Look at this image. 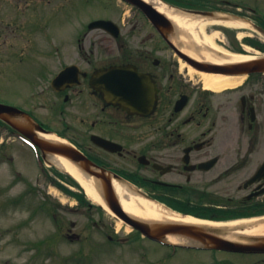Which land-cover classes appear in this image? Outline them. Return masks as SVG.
<instances>
[{
	"label": "flooded vegetation",
	"instance_id": "af4514ba",
	"mask_svg": "<svg viewBox=\"0 0 264 264\" xmlns=\"http://www.w3.org/2000/svg\"><path fill=\"white\" fill-rule=\"evenodd\" d=\"M34 1L38 4L33 6L36 10L48 9L49 0ZM67 1L58 10L72 9V14H76L98 5L109 9L113 0ZM116 1L123 6L116 19L100 17L86 24H74L78 36L72 40H58L56 60L49 62L48 55L17 56L14 73L27 88L25 96L13 102L0 99V104L19 109L43 130L73 141L98 170L111 174L135 195H146L162 206L208 219L263 216L264 74L250 77L242 87L218 92L208 90L201 78L190 75L186 64L182 66L177 54L181 51L179 47L172 48L142 10L125 0ZM172 1V6L181 7L183 3L187 7H182L187 9L227 12L224 17L228 18L240 9L228 0H212L207 8L183 0ZM128 6L135 15L126 16L123 9ZM28 10L31 8L22 11ZM97 20H112L119 28H90ZM42 25L33 23L32 31L41 26L48 37L47 26ZM22 26L27 27V24H20L15 31ZM217 30L227 33L229 49L240 51L237 31L214 26L207 32ZM45 40L48 44V38ZM29 42L27 46H36V40ZM116 69H124L127 73L117 79ZM18 117V114L13 115L14 124L28 122ZM21 133L0 118V168L8 166L15 180L17 173H22L16 168V156L10 148L14 141L25 145ZM42 158L45 159L43 155ZM13 183L0 182V212L4 206V210L10 207L13 212L17 205V194H11ZM2 196L7 198L2 199ZM75 201L76 204L66 208L65 204L46 198L42 207L54 212L53 220L60 237L80 244L84 239L83 231L89 225L82 223L83 207L79 200ZM85 209L95 210L97 214V217L93 214L90 217L91 229L113 227L111 221L101 219L98 206L89 204ZM60 211L73 218L60 217L59 220L57 213ZM17 225V222L12 223L5 230L0 225V264H5L1 251L8 245L16 248ZM132 233L128 237H134L135 242L155 243L138 231L132 230ZM5 235L10 239L3 241ZM107 239L120 241L119 236L110 234ZM51 249L50 254L56 256L54 251L58 249ZM148 249L103 246L90 247V252L86 253L83 251L86 248L74 247V251L46 260L54 258L53 264H97L98 254L115 250L114 257L106 253L112 264H128L129 261L134 264L150 261L148 264H152L153 259L160 260L157 264H168V259L176 257L180 250H197L157 246L150 248L155 251L151 253ZM126 250L127 253L123 252ZM156 250L162 251L158 253L159 260L157 256L149 258L157 255ZM9 263L16 264L12 260Z\"/></svg>",
	"mask_w": 264,
	"mask_h": 264
},
{
	"label": "rangeland",
	"instance_id": "374dc122",
	"mask_svg": "<svg viewBox=\"0 0 264 264\" xmlns=\"http://www.w3.org/2000/svg\"><path fill=\"white\" fill-rule=\"evenodd\" d=\"M49 1V5L47 7L48 9L45 8L44 11H42V9L40 8L36 10V8L33 7L38 6L37 1L35 2L34 0L33 3L32 0H0V99L2 100L6 99L9 102H13L16 98L18 99L19 97L25 96L27 88L19 80L20 78L18 77V75L14 73L16 65L15 61L17 59V56L21 54H30L35 56L48 55L49 62H52L56 60L55 57L58 55L55 51L56 49H58V47H60L58 42L60 38L71 40L77 38L78 31L73 29L74 24H77L79 22H81V24H86L92 18L100 17H110L116 19L119 15V12L121 11V8H123L122 4H120L119 1L113 0L109 3V9L105 10L100 5L92 6L88 7L89 9L87 10H80V12L76 13L78 14L76 16V14H72L74 12L72 9H67L66 11L58 10V8L62 4L68 2L67 0ZM228 1L236 6L242 7V12H245L249 19H254L256 17L258 18L259 22H264V0ZM16 6L18 8H15ZM24 8H31V12L29 10L22 11ZM247 9L254 10L257 13V16H255V14H252ZM89 10L93 12L90 15L89 13L91 11ZM123 12L126 13V16L136 14V12H134L129 6L123 9ZM80 17L81 20L78 19ZM245 19L249 22L255 21L249 20L247 18ZM35 22L43 24V27L47 26L45 29H47L46 33L48 34V37L45 35L43 31L44 28H41V26H39V29H35V31H32L33 23ZM20 24H27V27L22 26L15 31V29L18 28ZM128 27H130V25H127V28ZM228 29L230 28H225V30ZM215 33H217V35L213 40L214 46L219 49L228 51L229 48L227 33H224L220 30L208 33L206 29L207 35H213ZM250 36L257 38L262 43H264V38L260 35L253 33ZM245 37H249V35H246L242 38L236 37L237 43L243 49H245L246 47V44L244 42ZM259 37H261V39ZM46 38H48V44L45 40ZM30 40H36V46H27V44H30ZM255 51L257 52V55H255V53H249L248 51L245 53L253 57L264 56V52H262L261 50ZM182 66H185V63L183 61ZM189 72L191 76H194L197 79L201 78L199 74L192 72L190 69ZM246 78L245 81L248 79ZM250 85L252 86V84ZM48 120L49 122H52L51 119ZM14 142L15 143L11 146L10 150L13 154H15L17 162L16 168L22 174L18 175L17 173L16 183L15 175H13V173L9 170L8 166L2 165V167L0 168V182L2 184L11 183L12 181H14L11 194H17V198L25 199V201H17V205L14 206L15 209L13 210V212H11L10 207L4 210L6 206H4V209H2L3 212H0V225L2 226L3 230L10 228L11 224L15 222L18 223L17 226L19 227L17 231L18 237L16 248L14 250L13 245H8L5 250H2V262H4L5 264H10L9 260H12V263L15 262L16 264H53L55 257L60 256L63 253L74 251V247L86 248V250L83 251L89 253L90 247L118 246L119 244L108 242V234L112 235L113 237L114 235H117L120 239L126 238L130 234H133L131 227H128L124 225L122 221L115 219L114 216L109 214L103 208H101V211L97 210L101 214V219L105 218L111 221L113 227H110L106 230L91 229L90 217L92 214L94 216L96 215L97 217L96 211H90L89 209H85V207H83L81 221L83 224L89 225V227L85 229V231H83V241L80 244H72L66 239H60L53 217L47 212L42 213V208L40 205L43 204V201L46 198H51L56 200V202H59L60 204H65L66 208H68L70 204H76V201L73 197L65 194L51 183V181H57V183L64 181L61 180L62 178H59L55 174V170L53 169L59 170L57 167L52 165L50 162L45 161V167L47 172L49 173L48 176L52 178V180L45 177L41 169L37 168L32 151L28 147L23 145L20 141ZM59 171L61 172V170ZM68 185L65 186L74 192H78L79 189H81V193L85 195L86 201L90 203L92 202V200L87 196L81 186L70 187ZM4 198L7 197L2 196V199ZM95 205L97 204L95 203ZM33 210L37 213H35V216H32ZM53 213L51 214L53 215ZM66 214V212L60 211L59 213H57L58 219L60 220V217L66 219L73 218L70 216H66ZM92 219H95V217ZM117 231H119L118 234H116ZM2 238L3 241H7L10 239V236L5 235ZM123 246L146 247L149 248L147 251L152 253L155 251H150V248H156L158 245L147 240H142L137 244L129 243ZM51 248L58 249L56 251V256L54 255V258H49L46 260V258L50 255L49 253H46V249H49L51 251ZM104 252L102 254H98V261L96 263L112 264L111 262H108V255L106 253H109L114 257L117 251L105 250ZM123 252L127 253L128 251L126 250ZM160 252L162 251L159 250L157 252V255H151V257L149 258H154L157 256L158 259V253ZM168 260V264H264V255H229L226 253L211 256V253H209V251L205 252L180 250L176 257ZM159 261L155 262L153 259L151 263L157 264V262L159 263ZM149 262L150 261L144 262V264H148ZM128 264L134 263L132 261H129Z\"/></svg>",
	"mask_w": 264,
	"mask_h": 264
},
{
	"label": "water",
	"instance_id": "95a60500",
	"mask_svg": "<svg viewBox=\"0 0 264 264\" xmlns=\"http://www.w3.org/2000/svg\"><path fill=\"white\" fill-rule=\"evenodd\" d=\"M127 1L131 2L135 6H138L152 21V23H154V25L162 32L163 36L168 40L169 43H172L171 38L177 39L178 29L171 22V20H169L165 15H163L159 11H157L153 5L145 2L144 0ZM168 6H170V8L178 10L184 15H188L194 18L195 20L217 21L222 19L221 15L211 11L187 10L180 9L171 5ZM111 25H114V23L111 21L100 20L94 22L91 27H102L104 29H109ZM253 27L261 35L264 36V29L262 27L257 25H253ZM169 36H171V38ZM179 54L189 65L199 71H203L206 73L224 76H244L254 73H264V57L231 64H216L203 62L181 52H179ZM126 73L127 71L124 69H116L114 71V75L117 77V79H122V77ZM122 92L123 91L120 92V95L122 94ZM18 112L22 113L16 108L0 104V117L3 118L11 126L20 129L25 136L29 137L33 141V143H35L40 148L45 157H47V155L64 156L71 160L74 164H76L84 175L89 176L90 178H96L100 182V185L102 187L101 196L106 202L108 208L118 218L123 220L125 223H127L134 229L141 231L144 235L152 239H166V237L169 235H177L192 241L193 243L191 244L193 245L206 248L245 253L264 252V236L250 237L239 235L236 237L239 240L232 241L224 237L223 231H220L218 228H214L207 225L183 224L178 222H155L153 224H150L149 222H145L131 217L123 208V205L121 204V201L119 200L113 188L114 177L111 174H108L107 172L102 170H98L96 166L77 148L68 144L60 142L53 143L40 138L34 131L35 129L45 134H48L49 132L42 130L39 126L32 125V122H25L27 123V125H24L25 128H22L21 126L16 125L10 120H8L11 115H14L16 113L18 114ZM3 114H6L7 116H4ZM143 197L146 200L157 203L154 199L148 196L143 195ZM182 215L191 216L188 214ZM207 222L221 223L224 221H214L211 219Z\"/></svg>",
	"mask_w": 264,
	"mask_h": 264
},
{
	"label": "bare ground",
	"instance_id": "6f19581e",
	"mask_svg": "<svg viewBox=\"0 0 264 264\" xmlns=\"http://www.w3.org/2000/svg\"><path fill=\"white\" fill-rule=\"evenodd\" d=\"M144 1L153 5L157 11L165 15L175 25L178 29L179 35L177 39L173 38L172 41L183 53L203 62L216 64H231L256 58L247 54L238 55L219 49L213 44V40L217 33L213 35L206 34L208 26L214 23L237 29L238 37L242 38L246 35H252L253 27L250 22L246 20H228L219 22L195 20L190 16H185L181 12L170 8L160 0ZM245 49L249 53H255V55H257V52L252 48L246 46ZM190 70L201 76L206 89L213 91H222L228 88L238 87L242 85L245 80V77H230L199 72L191 67ZM38 135L40 138L49 142L69 144L66 140L52 134L39 133ZM48 161L60 170L70 173L94 203L103 206L105 210L115 216L103 200V197L101 196L102 187L96 178H90L89 176L84 175L76 164L64 156L49 155ZM113 188L121 201L123 208L131 217L149 222L150 224L155 222H178L183 224L207 225L223 231L224 237L232 241L239 240L236 238L239 235L250 237L264 236V217L226 223H211L189 216H183L182 214L167 210L159 204L134 196L116 180H113ZM166 240L170 243L181 245L193 243L192 241L177 235H169L166 237Z\"/></svg>",
	"mask_w": 264,
	"mask_h": 264
},
{
	"label": "trees",
	"instance_id": "16d2710c",
	"mask_svg": "<svg viewBox=\"0 0 264 264\" xmlns=\"http://www.w3.org/2000/svg\"><path fill=\"white\" fill-rule=\"evenodd\" d=\"M167 1H169V2H172L173 3V1L172 0H167ZM246 42L247 43H249V44H251V45H257V44H259V42L258 41H256V40H252V39H246ZM59 176H61V177H63V175H61V174H58ZM64 178V177H63ZM66 178V180L67 181H69L70 183H72V184H74V185H77L70 177H65ZM68 193H71V192H69V191H67ZM71 194H74L73 192L71 193ZM77 197L79 198V200L82 202V204H85L86 203V197H85V195L83 194V193H81V195H77Z\"/></svg>",
	"mask_w": 264,
	"mask_h": 264
}]
</instances>
